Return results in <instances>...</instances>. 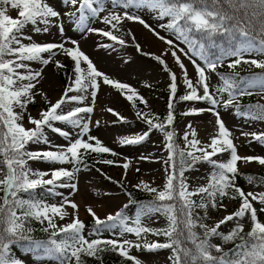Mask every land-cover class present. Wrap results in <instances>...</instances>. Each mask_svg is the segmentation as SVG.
I'll list each match as a JSON object with an SVG mask.
<instances>
[{
  "label": "snow or ice",
  "instance_id": "snow-or-ice-1",
  "mask_svg": "<svg viewBox=\"0 0 264 264\" xmlns=\"http://www.w3.org/2000/svg\"><path fill=\"white\" fill-rule=\"evenodd\" d=\"M68 3L75 7V12L70 16L82 30L98 32L123 44L124 41L111 31L91 27L90 18H100L114 29L124 20H129L140 23L169 45L170 55L182 70L184 84L189 90L180 99L205 101L211 105L207 110L217 117V132L210 137L209 142L202 143L196 138L195 129L188 124L190 131L184 133L183 147L175 143V131L167 128L174 121L177 75L167 68L164 60L157 57L165 70L170 72L169 87L172 95L168 102L167 116L163 122L154 123V119L159 121V117L150 118L148 114L138 111L137 116L145 119L149 126L148 131L136 137L122 138L120 143L137 144L145 140L153 129L162 132L168 150V157L164 160L166 182L163 190L151 187L143 181L135 186L154 193L155 196L152 201L139 206L131 225L124 214V209L129 206L127 204L105 219H101L88 207L87 212L93 217L97 233L102 228L111 230L119 226L121 237L125 234L136 237L135 240L123 238L89 241L83 234L85 224L76 215L79 206L74 201L64 197L61 203L49 204L37 194V189H45L51 195L60 196L63 194L56 192L57 188L76 190L75 183L65 181H71L79 167H74L73 170L60 167L41 171L31 168L29 161L78 166L84 162V156L88 153L117 155L96 137L88 135L87 140L83 138L89 132V124L83 122V117L79 114L92 113L91 106L63 111L66 103H82L85 99L82 95L70 96V92L84 93L91 88L90 95L94 103L99 87L97 78L102 77L104 84L113 86L122 94L127 90L131 93L126 97L129 101L134 97L145 105L147 101L138 97L129 85L114 81L99 72L75 41L72 42L74 47L66 48L63 43L41 44L33 40L26 31L29 25L32 26V32H48L54 19L61 16L47 0H0V264H22V261L10 254L11 246L18 242H25L26 250L36 252L37 258H47L57 264H72L73 260L75 264H84V256L101 260L100 254L105 251L118 252L133 264H142L137 257L130 255L133 248L148 252L170 249L171 255L168 259L171 264H264V222L259 221L257 209L253 206V201L264 204V192L245 193L236 185L238 162L255 161L264 166V157L238 155L232 133L216 111V107L221 104L225 108L235 105L237 115L247 120L264 121V104H249L242 109L236 103L240 97L251 96L254 91L264 93V73L240 76L234 71L242 63L264 69V59H245L246 56L264 57V0H108L107 6L105 0H68ZM8 5L13 10H18L17 17L7 14L5 6ZM117 8L122 11H116ZM106 10L108 14L100 17ZM145 10L153 13L158 20H166L159 27L171 31L179 43L160 36L155 28L135 14ZM59 28L63 32V26L60 25ZM180 44L185 45L187 50L180 47ZM57 50L74 61L75 78L55 103L48 101L49 106L46 110H41L37 118L31 115L28 107L35 103L34 90L42 73L32 70L30 62L47 65L57 55ZM178 52L183 53L193 64L197 76L195 82L188 78L187 69ZM44 54H48L47 58ZM194 57L202 63H197ZM226 61L227 67L233 72H218V68ZM82 62L86 63V69L81 67ZM55 63L58 68L64 67L59 61ZM209 73L217 74L221 81L215 92L209 86ZM225 93L226 99L223 98ZM204 110L193 109L186 115L199 114ZM107 111L119 116L111 108ZM120 119L123 120L122 117ZM25 121L32 127H26ZM55 122L72 125L79 129V135L67 146H54L53 150L45 129L64 137L70 135L69 132L55 127ZM242 135L251 136L264 145V132ZM30 144H47L50 147L47 150L33 151L29 150ZM223 153L229 154L227 160L214 159ZM100 162L107 165L115 163L108 159ZM198 163L211 165L212 172L205 185L190 188L185 173L194 169ZM122 166L126 173L129 164L124 163ZM248 179L249 183L257 181L255 177ZM259 182L264 183V178H260ZM128 195L129 203H135L131 194ZM193 197H199V200ZM225 198H239V208L209 226L204 222L209 218V209H226L223 203ZM67 207L73 209L71 222L57 224V218L64 220L70 215ZM201 210L203 215L200 214ZM157 214L166 219V227L154 228L143 223V217H155ZM246 216L252 226L242 235L244 224L240 221ZM233 221L235 225L227 233L220 231L221 225ZM32 222H38L41 230L49 233L47 241L32 238L30 233L33 229L29 226ZM148 234L162 236L165 240L149 242ZM214 238L222 243H213ZM228 243H233L234 247L225 250L223 244ZM41 252L43 256L39 255Z\"/></svg>",
  "mask_w": 264,
  "mask_h": 264
},
{
  "label": "rangeland",
  "instance_id": "rangeland-1",
  "mask_svg": "<svg viewBox=\"0 0 264 264\" xmlns=\"http://www.w3.org/2000/svg\"><path fill=\"white\" fill-rule=\"evenodd\" d=\"M47 2L55 10L60 12L61 16L54 19L53 24L49 26L48 32H32L30 30L32 26L29 25L26 31L32 36L33 40L41 44L63 43L66 48L74 47L72 42L75 41L76 44L79 45L80 50L89 57L99 72L105 74L114 81L129 85L136 91L138 97H143V99L147 101V104L145 105L144 103H141L137 97H134L132 101H129L126 97L127 95H131V93L124 92V94H122L113 86L104 84L102 77L97 78L99 87L96 90L94 103L92 102V97L90 95V92L92 91L91 88L88 89V92L84 93L70 92V96L82 95L85 99L82 103H66L63 105V111L67 112L75 107L91 106L93 108L92 113L79 114L83 117V122H87L89 124V132L83 138L87 140V136L90 135L95 123L100 122L101 125L96 129V135L104 146L117 153V155L106 153L107 159L113 160L115 163L113 165H107L100 162L105 159L91 158V160L95 163L94 165L89 164L85 166H74L73 164L60 165L49 164L42 161H29V166L33 169L41 171H49L52 168L60 167L73 170L74 167H79V171L75 172L74 178L71 181H65L66 183H75L77 185V189L72 190L70 188H57L55 191L62 193L63 196H45L42 199L47 203H61L64 197L74 200L79 191L87 188L88 190L86 192L88 194H92L93 198H96L101 202L103 201L111 209L105 216L99 214L97 216L101 219H105L109 214H115L116 211L122 209L123 206L127 204L129 206L124 209V212L130 216L128 219L132 222L136 217L138 209L134 204L129 203V198L123 190V187L136 188L135 186L143 181L151 187L163 190V185L166 182V165L164 164V160L168 157V150L164 144L163 133L155 129L150 132L145 140L137 144L122 145L120 140L125 137H136L148 131L149 126L145 122V119L138 118V111L142 113L143 110L151 111L152 115L150 117L157 113L167 116L169 110L163 102L161 91L151 88L153 86H158L163 89L170 82V72L165 70L164 65L159 62L157 57L164 60L167 68L177 75L178 89L187 94L189 90L184 84L183 72L176 64L174 58L168 55L169 45L159 39L143 25L142 27L144 28V31L157 41L161 42L164 48L166 47L165 49L159 48L157 51H152L145 48L144 45L141 44V41L137 38L135 32L126 24V20H124L122 24L117 25L114 29L111 25L103 23L100 18H90L91 27L102 31H111L115 36L124 41L123 44H120L118 41H113L98 32H88L87 30H82L76 25V23H74L73 18L70 16L71 13L75 12V7L68 3V0H47ZM105 4L106 6L108 5V0H105ZM5 7L7 8L8 15L14 18L18 16V10H13L10 5ZM116 11L120 12L122 10L117 8ZM107 14L108 11L106 10L100 14V17ZM135 14L140 15L146 23L155 28L156 32H158L160 36L175 40L174 42L179 43L171 31L159 27L160 24L166 23V20H158L155 18L153 13H149L146 10L136 12ZM60 25L63 26V32L60 31ZM41 27L43 26L41 25ZM28 42L29 41H25V43ZM180 47L187 50L186 46L183 44H180ZM177 54L180 56L181 61L187 69L188 78L195 82L197 76L193 64L183 55V53L178 52ZM44 56L47 58L48 54H44ZM195 59H197V63H202L198 58ZM245 59L259 60L264 59V57L246 56ZM55 61H59L60 64L67 63L71 65L74 70V61L58 50L57 55L53 58L52 62L47 65L40 64L39 62H30L32 70L40 71L42 73V75L38 78L39 83L34 90L36 93L35 104H30L28 107V111L34 117L38 118L39 112L43 110V103L48 106V101L55 103L64 93L65 89L70 85L71 80H74L75 78V75L73 74L70 77L71 79H69L68 86L62 87L56 75ZM81 67L86 69V63L82 62ZM222 67H226L227 71H233L227 67V61ZM236 71L240 74H245L249 72H262L264 69L256 68L251 64L242 63L241 67ZM209 76L210 79L208 82L210 89L215 92L221 81L219 76L215 73H209ZM200 91L202 94V89ZM243 97H240L237 102L242 101ZM246 97H251L255 101L264 103V93L254 91L253 95ZM223 98H227L226 93L223 95ZM135 99H138L139 103H141L142 111L138 108V105H136ZM211 107V105L203 101H184L183 103L178 104L177 108L180 110V113L175 116L173 125L176 133L183 138L184 133L186 131H190L187 128V125L191 124L192 128L196 131V138L202 143L209 142L210 137L215 135L217 132V117L213 114V112L207 110ZM109 108L113 109L115 113L119 114V116L107 111ZM193 109L205 110L199 114L186 115V113H190ZM216 111L219 112L220 119L224 122L226 128H228L232 133V139L236 145L238 155L242 157H264V145L254 140L251 136L242 135V133L264 132V121L247 120L244 117L237 115L235 112V105L233 107L225 108L223 104H221L216 107ZM120 117H122L123 120H121ZM25 126L32 127L31 125H28L26 121ZM55 127H59L62 130L69 132L70 135L68 137H64L52 132L49 129H45V133L51 142V146H53V150H55L54 146H67L71 140L77 138L79 135V129L74 128L70 124L55 122ZM28 147L29 150L39 151L47 150L50 145L30 144ZM142 157H145L146 159H142ZM227 157L228 153H223L214 157V159L226 160ZM124 163L129 164V168L126 173L122 166ZM208 166L209 164L207 163H198L194 169L185 173L190 188H195L207 183ZM238 168L241 170L264 173V166L255 161L251 163H244L243 161L238 162ZM243 191L245 193L264 192V184L249 183L244 186ZM144 192L149 193L147 191ZM149 194H151L152 197L155 196L154 193ZM193 199L199 200V197H193ZM249 199H251V197H249ZM223 203L226 205V209L218 208L214 213L208 212L209 218L204 221L206 224L213 226L225 215L236 211L239 208L241 201L239 198L224 199ZM257 205L264 204L253 201V206ZM67 211L70 215L65 217L64 220H59L57 218V224L63 225L71 222L73 209L67 207ZM200 214L203 215L202 210ZM76 215H78L82 221L93 220V217L88 212H84L82 215L77 212ZM142 220L143 223L149 227L163 228L167 225L166 219L159 214L155 217L145 216ZM259 220L260 222H264V215L260 216ZM240 222L244 224V230L250 226V221L247 216ZM234 225V221L228 222L225 225H221L220 231L226 232L233 228ZM123 238L131 240L136 239L133 234H125V236L120 239ZM147 240L149 242L154 240L164 242L165 238L162 236L156 237L148 234ZM213 241L216 242L217 239L214 238ZM39 255L43 256V253L41 252ZM130 255L137 257L142 264H171L168 259L171 255V250L169 249L148 252L133 248L130 251ZM18 259L22 261V264H44L49 260L47 258H37L36 252L29 251ZM119 264H133V262L123 258Z\"/></svg>",
  "mask_w": 264,
  "mask_h": 264
},
{
  "label": "trees",
  "instance_id": "trees-1",
  "mask_svg": "<svg viewBox=\"0 0 264 264\" xmlns=\"http://www.w3.org/2000/svg\"><path fill=\"white\" fill-rule=\"evenodd\" d=\"M62 65L64 66L62 68H58L56 65L55 71H56V75H57L62 87H67L69 84L70 77L73 74L75 75V73H74V70H73L71 65H69L67 63H62ZM240 67H241V65H239L237 67V69H239ZM236 70H234V71L236 73H238V71H236ZM218 72L228 74V73H232L233 71H227L226 67H220V68H218ZM255 73H264V71H262V72H249V73H245V74L239 73V75L240 76H249V75H252ZM170 83H171V80L167 84V86L163 89L159 88L158 86L151 87L154 90L161 91L163 102L167 107H168L169 98L172 95L171 91H170V87H169ZM125 92H127V90H125ZM185 94L186 93H184L182 90L178 89V86H177V91H176L175 99H174V107H173L174 118H175V116H177L180 113V110L177 108V105L184 102L183 100L180 99V97L185 95ZM203 102H205V101H203ZM135 103H136V105H138V108L142 111V105H141V103H139L138 99H135ZM205 103H207V102H205ZM236 103H238L242 109L249 104H256V103L264 104V103L253 100L251 97H246V96L243 97L242 101L236 102ZM34 104L35 103H33V105ZM47 107H48L47 104H45V103L42 104L43 110H46ZM143 113L148 114L149 117L152 115V112L147 111V110H143ZM152 117H159V121L154 119V123H155V122H163L164 118L166 116H163L161 113H157V114L153 115ZM100 125H101L100 122L98 124L95 123L93 129L91 130L90 136L96 137L98 139V137L96 135V129ZM173 125H174V121H173L172 125L168 126L167 130H174ZM90 142L94 143V141H90ZM175 143L181 147H183V143H184V139L180 135H178L176 133V131H175ZM164 144H165V137H164ZM91 158L107 159L106 153H103V154L88 153V154H85L84 162L80 165H83V166L89 165V164L94 165L95 163L91 160ZM228 158H229V154H228L227 159ZM238 169H239V173L236 177V185L238 187H240L241 189H243L246 184H249V179H248L249 177L257 178V181L253 182V183L264 184V183L259 182L260 178H264L263 172H252L249 170H241L240 168H238ZM211 172H212V166L209 165L207 168V178H209V174ZM0 178H2V176ZM123 190L126 192L129 200H130V197L128 194L129 193L131 194V199L133 201H135V203H131V204H134L137 209L139 208L140 205L146 204L149 201H152L154 198L151 196V194L146 193V192H144L140 189H137V188L123 187ZM37 194L39 195L40 198H44L45 196H51V194H49L45 189H37ZM225 199H228V198H225ZM254 207L257 209L258 219H259L260 216L264 215V205H257ZM215 211H216V209H211V208L209 209V212H211V213H214ZM124 214L128 218H130V216H128L125 212H124ZM83 222L85 224V229H84L83 234H84L85 238L88 239L89 241L92 239L107 240V239H120L121 238L119 226L117 228H114L111 230L106 229V228H102L101 231L99 233H97L95 231L96 225L94 223V220H87V221H83ZM128 223L131 225V222L129 221V219H128ZM29 226L32 227V229H33V231L30 233V235L32 236V238L34 240H39V241H47L48 240L49 233L43 232L41 230V225L38 222H32ZM251 226L252 225L250 223V226L244 230V233H242V235L246 234L250 230ZM198 231H199V229H198ZM228 231H226L225 233H227ZM59 238L60 237H57V239H59ZM216 239H217V241L216 242L213 241V243H217V244L222 243L218 238H216ZM238 242H239V240L236 241V243H238ZM223 247L225 248V250L231 249L232 247H234V244L233 243L223 244ZM26 252H27V250L25 247V242H18V243L11 246L10 254H11V256L15 257L16 259L23 256ZM100 255L102 257L101 260H97L95 258L86 257V256L82 257V260H83L84 264H119V262L123 259V257H121L118 254V252H113V251H105V252L101 253ZM44 264H57V262L49 259ZM72 264H75L74 260L72 261Z\"/></svg>",
  "mask_w": 264,
  "mask_h": 264
},
{
  "label": "bare ground",
  "instance_id": "bare-ground-1",
  "mask_svg": "<svg viewBox=\"0 0 264 264\" xmlns=\"http://www.w3.org/2000/svg\"><path fill=\"white\" fill-rule=\"evenodd\" d=\"M126 24L135 32L137 38L141 41V44L144 45L145 48L152 51H157L159 48H164L161 42L157 41L155 38L151 37V35L146 33V31H144V28L140 23L126 20ZM168 55H170L169 52ZM87 190V188H85V190L82 189L78 192L75 199L72 200L79 206L78 213L82 215L84 212H87L88 207H91L97 215L99 214L105 216L108 214L111 210L110 207L103 201L101 202L96 198H93L92 194H88L86 192Z\"/></svg>",
  "mask_w": 264,
  "mask_h": 264
}]
</instances>
